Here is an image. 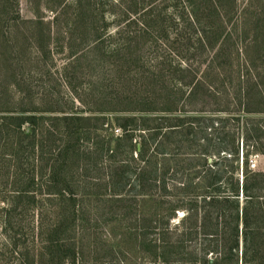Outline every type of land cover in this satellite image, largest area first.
I'll return each mask as SVG.
<instances>
[{"label": "rangeland", "instance_id": "rangeland-1", "mask_svg": "<svg viewBox=\"0 0 264 264\" xmlns=\"http://www.w3.org/2000/svg\"><path fill=\"white\" fill-rule=\"evenodd\" d=\"M76 1L79 0H0V118L44 117L40 121L42 139L36 138L35 141L30 138L31 135H24L23 131H27L28 125H24L20 132L13 130L17 123L14 120L3 122L1 126L0 264H153L147 255L124 250L123 245L118 244L119 238L122 240L124 235L117 237L118 233H123L121 227L129 225L132 216L122 222L121 217L116 218L114 140L124 132L115 125L114 119L118 116H139L129 112L100 114L91 110L114 109L116 98L135 93L133 87L123 88L124 82H137L139 79V86L149 85L151 81L148 79L158 75L156 70L160 64H173L174 67L179 64L185 68V65L195 63L198 67V63L202 62L200 72L196 70V78L199 79L213 54L208 50L203 53L197 50L194 57L182 58L184 48L191 47L195 42L186 44V40H182V37L189 38V34L182 33L183 12L180 6L176 8V1H151L152 6L156 7L152 12L151 28L140 24L142 20L150 21L146 14H142L144 11L138 15H121L119 0H80L84 9L80 17L76 15ZM202 4L204 2L199 0L198 12ZM141 5L144 7L142 10L148 9L147 0H140L138 7ZM221 15L224 23L221 30L226 38L223 60L228 63L227 67L233 66L234 71L236 65L246 62L245 58L254 57L252 52L245 55L244 49L245 46L247 50L252 46L250 32L254 29L255 15L264 17V0H224ZM117 48L121 50L114 53ZM254 60L264 70L263 44ZM174 67L170 69L175 73ZM176 74H179V81H189L192 77V74L190 77L179 72ZM236 75L229 74L226 80L219 79L210 92L216 89L226 98L238 83ZM239 77L244 83L249 79L246 67L242 68ZM262 78L264 74H261ZM177 79H173L171 85L175 86ZM164 85H169V82ZM189 90L186 88L184 95ZM143 91L145 88L142 90L140 87L136 93L142 94ZM225 101L232 110L228 115H213L208 111L197 114L188 105L180 115L176 113L174 117L185 121L184 128L193 125L195 130L206 123V118L227 117L230 121L225 126V133L236 134L240 170L235 174L242 182L243 156L248 151L242 133L244 119L263 127L262 137L256 145L258 152L256 156H249L248 160L250 169L261 172L264 169V114L237 115L234 114L233 98L228 97ZM70 112L100 117V121L96 122L98 129L88 134L90 138L77 141L74 136L67 137L63 130L65 123L56 119ZM161 116L160 113L152 115ZM238 116L241 118L239 123L235 118ZM10 123L13 125L9 126ZM186 131L183 130V134ZM136 133L132 144L139 147L140 131ZM188 137L182 140V144H173L175 139L166 143L164 149L168 152L164 158H160L159 168L161 171L169 168L170 196L154 194L155 199L163 203L162 213L168 215L166 209L177 207L175 217L168 220L165 230L167 242L182 243L180 254L184 261L179 264H190L194 258L193 250L198 244L200 246L196 250H200L203 241L200 235L189 238L187 234L189 227L196 228L198 233L201 231L203 204L200 199L197 200L199 215L196 216L195 211L189 210V206L193 205L189 196H184L180 191L174 192V182L180 183L182 178L171 177L178 171L179 174L183 173L185 179L192 172L181 170L182 167L192 164L197 170V166L202 164H197V156L191 155L194 150L190 147L195 148L196 145L187 144ZM108 142H111L110 150L105 147ZM70 144H75L80 153L74 166L69 161H63L64 149ZM120 144L123 147L126 142L121 141ZM187 148L188 152H185ZM184 152L190 153L187 155L193 161H182L186 158ZM133 157L137 158L134 152ZM125 158L123 154L119 159ZM95 163L97 167H92ZM251 163L255 164L254 168L250 167ZM138 165L141 163L138 162ZM52 175L56 177L55 182ZM61 189L65 191L64 194H47L48 191L54 193ZM240 201L242 203L243 199ZM131 205L128 202L122 206L127 210ZM132 209L135 211L134 206ZM136 212L139 216V211ZM224 223L221 221L220 229ZM160 234V230L156 229L146 237L160 246ZM141 250L145 251L144 248ZM72 252L76 253V259ZM52 255L53 260L50 258ZM177 257L172 253L168 260L174 261ZM214 257L209 255L212 260ZM73 260L75 262L71 263ZM156 264L163 263L157 260Z\"/></svg>", "mask_w": 264, "mask_h": 264}, {"label": "trees", "instance_id": "trees-1", "mask_svg": "<svg viewBox=\"0 0 264 264\" xmlns=\"http://www.w3.org/2000/svg\"><path fill=\"white\" fill-rule=\"evenodd\" d=\"M151 1L153 0H147L148 9L143 10V5L138 7L140 0H119L118 4L123 12L121 15L124 13L138 15L144 11L142 14H146L150 21L148 23V21L142 20L140 24L145 28H151L152 18L154 17L152 12H155L156 9L155 6H152ZM173 1L177 2L176 8L180 6L183 12L181 15L182 33L183 35L189 34V38L182 37V40H186V44L195 42L191 47L184 48L182 58L186 60L189 59L188 56L194 57L197 50L198 53L208 50L209 53L213 54L208 65L202 69L200 78H196V70L200 72V63L202 62L198 63V67L195 63L189 66L185 65V68L179 64L175 67L173 64H164L166 67L160 64L156 70L158 75H152L151 79H148L149 82L151 81L149 85L139 86V79H137V82H124L123 88L125 86V88L132 89L133 87L135 93L132 92L129 96L121 95L116 98L114 109L91 110L92 113L112 112L116 115L129 112L133 116L135 114L139 116H118L114 119L115 125L124 132V135L117 137L116 141L114 140V203L118 204L115 205V207L118 206L116 211L118 216L116 218L121 217L120 222H122L123 220L126 221L128 216H132L129 225L121 227L123 233H118L117 237L122 236V234L124 236L121 237L122 240L119 238L118 244H122L124 250H134L136 253L147 255L153 264H156L157 260H160L163 264H179L180 261H184L180 254L182 243L166 241L167 231L165 226H167L168 220H171L173 216L175 217L177 207L166 209L168 215L162 213L163 203L161 200L157 201L154 194L158 193L160 197L170 196L169 190L171 189H168L169 177L167 176L169 168L162 171L159 168L160 161H162L160 158H164L168 152L164 149L166 143H170L171 139H175L173 144H182V140L189 136L186 143L196 145L195 148L190 147L194 150L191 155L197 156V161H199L197 164H202L197 166V170H194L195 167L192 164L182 167L181 170L187 169V171L192 172L185 176V179L182 177L183 173L179 174L178 171H175L171 177L176 178L178 176L177 179L182 178L180 183L178 181L174 182V192L180 191V193H184V196H189V201L193 203L189 206V210L195 211L196 216L199 215L197 200L200 199L201 204H203L202 209L204 211H202L203 215L200 217L201 231L198 233L195 230L196 228L189 227L187 233L189 238L200 235L203 240L201 249L196 250L200 246L198 244L193 250L194 258L190 260V264H240V262L241 264H264V169L261 172H255L249 168L248 163L249 156L258 152L256 145L262 137L261 129L263 127H259L253 121L249 122L244 119L242 133L246 138L248 151L243 156V179L240 182L235 174L240 170L239 145L235 143V133H225V126L230 121L227 117L206 118V123L199 126L197 130L192 128L193 125L184 128L185 121L182 118L174 117L176 113L180 115L188 105L197 114L208 111L213 115H228L232 112L230 105L225 101L228 97L233 98L235 103L233 106L236 113L234 114H264V78L261 79L264 70L254 60L261 50L262 44L264 45V21L261 23L264 17L259 15V18L258 15H255L253 19L254 29L250 32L253 39L252 46L248 50L245 46L244 49L245 55H247V52H252L254 57L245 58L246 62L236 65L233 71V66L227 67L228 63L223 60L226 38L224 37V31L221 30L224 29L221 10L224 8V0H202L204 5L199 6V12L197 7L199 0ZM116 4L115 2L114 9ZM75 10L76 15L80 17L84 10L80 0L75 2ZM212 12L214 13L211 16ZM185 13L186 17L184 16ZM258 39L259 42H256ZM197 44L198 49H196ZM120 50L117 48L114 53H118ZM172 67H174L175 73L170 69ZM243 67H246L249 76L245 83L239 77ZM177 72L189 77L192 74V77L189 78V81H179ZM229 74H237L238 79L236 86H233L232 93L227 94L226 98H224L225 94L216 89L211 93L210 90L213 89V84L217 83L219 79L226 80ZM166 79H169V81ZM173 79L175 81L177 79L175 86L171 85ZM168 82L169 85H164ZM140 87L142 90L145 88L142 94L136 93ZM186 88L190 90L187 95H184ZM182 93L183 96L181 97ZM159 113L163 116L152 117L153 114ZM99 118L80 116L70 112L68 115L56 120L65 123L63 130L68 138L74 136L78 141L85 137L90 138L88 136L90 131L98 129L96 125L98 123L96 122L100 121ZM235 118L238 123L241 121L240 116ZM9 120L17 122L13 126L15 128L13 130L20 132L24 125H28L27 131H23L24 135H31L30 138L33 141L36 138L42 139L43 132L40 131L42 130L40 121L44 120V117H14L7 120L2 117L0 118V131L1 126L4 125L3 122ZM12 125L13 123L9 124V126ZM183 130L187 131L183 134ZM139 131L138 149L136 145L132 144V141L135 140L136 132ZM121 141H125L126 145L122 147ZM75 147V144H70L64 149L65 158L63 161L67 163L69 161L72 166L78 162L80 154ZM105 147L110 150L111 142H108ZM133 152L137 155L135 159ZM185 152H188V148L185 149ZM185 152L183 154L187 159L185 158L182 161L187 163L193 161L187 155H190V153ZM123 154L124 158L127 157L123 160L119 159ZM138 162L141 165H138ZM132 163H134L133 167ZM96 165L95 163L91 166L97 167ZM52 178L55 182L56 177L52 175ZM195 178H198V180L196 181ZM67 190L71 192L68 188ZM126 190H128V193H126ZM64 192L61 189L54 193L48 191L47 194L57 196L64 194ZM193 193H195V197L192 198ZM241 198L243 199L242 203ZM128 202L133 205L127 207L126 210L122 205ZM132 206L135 207V211L134 209L131 210ZM121 209L125 213L123 211L119 213ZM136 211H139V216L136 215ZM221 221L225 223L224 227L220 229ZM240 226L242 229H240ZM156 229L161 232V238L158 239V242H162L160 246L156 244V241L153 244L146 237ZM141 248H144L145 251H142ZM124 253L128 252L125 251ZM172 253L178 256L174 261L168 260V256H172ZM209 255L215 256L214 259H210ZM72 256L76 259L75 252H72ZM50 258L53 260L54 255ZM74 262L75 260L71 261V263Z\"/></svg>", "mask_w": 264, "mask_h": 264}, {"label": "built area", "instance_id": "built-area-1", "mask_svg": "<svg viewBox=\"0 0 264 264\" xmlns=\"http://www.w3.org/2000/svg\"><path fill=\"white\" fill-rule=\"evenodd\" d=\"M250 162H252V161H250ZM250 167L254 168L255 164L251 163Z\"/></svg>", "mask_w": 264, "mask_h": 264}, {"label": "water", "instance_id": "water-1", "mask_svg": "<svg viewBox=\"0 0 264 264\" xmlns=\"http://www.w3.org/2000/svg\"><path fill=\"white\" fill-rule=\"evenodd\" d=\"M138 149H139V147H138Z\"/></svg>", "mask_w": 264, "mask_h": 264}]
</instances>
